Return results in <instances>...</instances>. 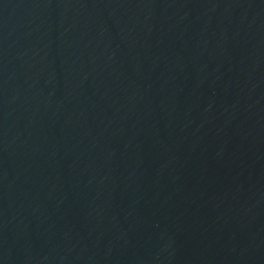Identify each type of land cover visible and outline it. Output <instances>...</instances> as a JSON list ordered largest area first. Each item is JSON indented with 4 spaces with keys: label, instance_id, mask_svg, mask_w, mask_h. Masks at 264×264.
Returning a JSON list of instances; mask_svg holds the SVG:
<instances>
[{
    "label": "water",
    "instance_id": "1",
    "mask_svg": "<svg viewBox=\"0 0 264 264\" xmlns=\"http://www.w3.org/2000/svg\"><path fill=\"white\" fill-rule=\"evenodd\" d=\"M228 0H0V264H77Z\"/></svg>",
    "mask_w": 264,
    "mask_h": 264
}]
</instances>
